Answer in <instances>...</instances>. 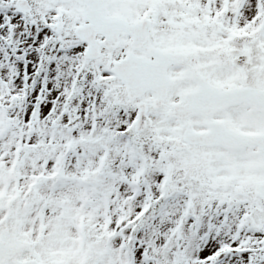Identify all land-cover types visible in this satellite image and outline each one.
Segmentation results:
<instances>
[{"label":"snow or ice","instance_id":"snow-or-ice-1","mask_svg":"<svg viewBox=\"0 0 264 264\" xmlns=\"http://www.w3.org/2000/svg\"><path fill=\"white\" fill-rule=\"evenodd\" d=\"M0 264H264V0H0Z\"/></svg>","mask_w":264,"mask_h":264}]
</instances>
